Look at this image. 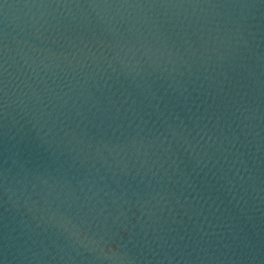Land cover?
Returning a JSON list of instances; mask_svg holds the SVG:
<instances>
[{"label": "water", "instance_id": "water-1", "mask_svg": "<svg viewBox=\"0 0 264 264\" xmlns=\"http://www.w3.org/2000/svg\"><path fill=\"white\" fill-rule=\"evenodd\" d=\"M0 264H264V0H0Z\"/></svg>", "mask_w": 264, "mask_h": 264}]
</instances>
